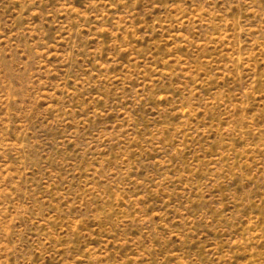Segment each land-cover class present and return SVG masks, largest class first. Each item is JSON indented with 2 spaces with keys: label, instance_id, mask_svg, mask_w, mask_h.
Instances as JSON below:
<instances>
[{
  "label": "rangeland",
  "instance_id": "374dc122",
  "mask_svg": "<svg viewBox=\"0 0 264 264\" xmlns=\"http://www.w3.org/2000/svg\"><path fill=\"white\" fill-rule=\"evenodd\" d=\"M0 264H264V0H0Z\"/></svg>",
  "mask_w": 264,
  "mask_h": 264
}]
</instances>
